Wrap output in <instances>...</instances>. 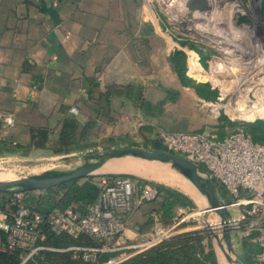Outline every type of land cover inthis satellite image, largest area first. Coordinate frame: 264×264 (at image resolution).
Masks as SVG:
<instances>
[{
	"label": "crops",
	"instance_id": "obj_1",
	"mask_svg": "<svg viewBox=\"0 0 264 264\" xmlns=\"http://www.w3.org/2000/svg\"><path fill=\"white\" fill-rule=\"evenodd\" d=\"M169 28L149 0H0V159L15 161L54 153L88 155L126 146L152 149L159 147L161 130L201 131L205 123L192 126L201 121L197 106L191 104L196 93L180 83L168 62L175 49L183 50L168 33ZM216 55L206 61L204 70L210 78L205 82L218 89L221 102L236 92L227 87L226 72L220 71L225 65ZM198 61L200 64L199 56ZM216 106L219 116L211 130L217 133L220 111L229 113L225 105ZM72 107L76 114L70 111ZM7 119H12L11 126L5 125ZM67 119L76 124L74 141L68 148L58 149ZM32 129L47 132L42 148L33 146ZM159 168L177 178L175 183L168 182L178 188L176 192L200 205L205 203L176 170ZM184 183L191 193L184 191ZM213 184L221 201L230 205L236 200L219 183ZM164 197L131 213L120 244L149 236L150 213L164 203ZM247 197L241 192L237 199ZM232 208L237 207H228L231 219L239 214L238 208L237 213H232ZM187 211V206L173 209L175 214ZM231 238L239 257L254 264L258 251L254 238L240 239L234 232ZM211 241L209 237L205 245ZM216 260L217 264L220 260L230 264L219 256ZM41 264L52 262L47 256Z\"/></svg>",
	"mask_w": 264,
	"mask_h": 264
},
{
	"label": "built area",
	"instance_id": "obj_2",
	"mask_svg": "<svg viewBox=\"0 0 264 264\" xmlns=\"http://www.w3.org/2000/svg\"><path fill=\"white\" fill-rule=\"evenodd\" d=\"M240 33L235 31V34ZM218 34L221 35L217 36L219 40L212 42L216 58L225 61L229 58L221 44L245 57L250 53L246 58L259 57V53L264 55V36H253L251 44H248L241 38L245 33L237 36L238 41L225 39L220 32ZM226 40L232 42L226 44ZM221 54H224L223 58ZM220 71L225 72V68ZM251 80H254L252 74L240 78L235 92L241 93V82L244 85ZM253 89L247 87V94ZM70 111L77 113L74 107ZM12 124V119L5 120L6 126ZM157 141L159 149L199 166L212 181L236 198L229 205L241 209L237 217L231 219L233 232L240 239L254 238L258 246L254 264H264V143L257 142L250 131L242 128L222 138L206 131L161 130ZM93 183L98 189L95 200L80 208H54L45 215L29 205L25 195L28 192L13 193L11 207L0 210V252L19 250L18 264H26L37 257L43 261L47 252L69 253L72 260L82 263L120 264L183 231L178 228L181 222L164 225L161 215L153 211L150 213L152 226L149 236L136 243L120 244L131 213L144 203L159 201L164 193L159 186L129 174H104ZM241 192L248 195L247 199H237ZM46 232L80 242L65 248L50 247L45 244ZM105 254H110V257L100 261V256Z\"/></svg>",
	"mask_w": 264,
	"mask_h": 264
},
{
	"label": "rangeland",
	"instance_id": "obj_3",
	"mask_svg": "<svg viewBox=\"0 0 264 264\" xmlns=\"http://www.w3.org/2000/svg\"><path fill=\"white\" fill-rule=\"evenodd\" d=\"M209 2H210V7L207 11L198 14L197 16L187 17V10L184 6V0H149V4L151 8L158 15L160 21L166 24V26H167V22L169 23L170 28L168 30V33L172 34V36H175L173 38L187 39L192 43H194L197 47L201 46L206 50L209 49L210 53L208 60H210V57L214 56L216 53L213 48L214 45L212 42L214 41V43H216L215 40H219V38H217V36L221 37V35L218 34L219 32L222 33L225 39L226 38L234 39L235 41H238L237 39L238 37L236 36L245 33L241 38L245 39L244 41L247 42L248 44H251L250 41L253 39V36L255 37L264 36V24H263L264 20L261 19V15H260L261 2H262L261 0H209ZM217 15H219L220 17ZM235 31L241 33L235 34ZM224 42L228 44L231 43L232 40L230 41L226 40ZM183 51L187 55L189 49L185 47L183 48ZM220 56L221 58H223L224 54H221ZM247 56L250 57V53H247ZM225 57L227 56L225 55ZM246 59H248L247 61L249 63L246 61ZM246 59H244L245 61H243V59L240 57L239 63L242 66L241 68H236L233 65L232 67L231 64L227 63L224 59H221L225 65V72L227 75L225 79H227V82L229 84L227 85V87L229 86L230 88L236 89L238 80L243 76H249L250 74L254 75V80H251V82L249 81L245 82L244 85H242L244 82H241L242 84L239 85L241 93L236 92L231 97L223 98L221 102H217L213 104H222L226 106V111L227 113H229V116H227L226 114L225 115L227 116L228 120L241 124L248 123L254 125L253 123L244 121L243 116H239L235 118L232 117L229 111V107H231L232 109L236 107V102L240 98L238 94L239 95L244 94V96L249 99V102H247L248 106L251 105V102L257 101L258 99L260 100V103L263 104L264 106V55L259 53V57L253 58L251 56V58H246ZM246 63L247 65H244ZM247 87H253L254 91L250 92V94H247L248 92V90H246ZM249 90H251V88ZM194 105L195 107L197 106L196 108L198 111V115H200V117L202 118L200 119L201 120L200 122H202V124L205 123L203 128H201V131L209 132L211 134L216 135V137H218L219 134L226 135L238 128H243V127H233L232 129L226 128L220 131L217 130L218 132L216 133L215 130L213 131L211 130V128L215 129V127L213 126L215 118L213 117L212 113L216 112L219 116V111H218L219 107L218 106L211 107L207 104H203L199 102L198 103L194 102ZM224 111L225 110L220 111V115L221 113L224 114ZM109 149L110 148H104V149H100V151L109 150ZM63 154L64 153L46 154L37 157H31L28 159L23 158V160L18 159L15 161L0 159V180L20 178L23 176L38 174L43 171L51 170V169L54 170L71 169L80 165L85 159L84 154H78L75 156H69ZM127 163H133L134 165L137 164L136 166L138 170L135 169L133 166L132 168H130L131 166H128ZM108 164H114L118 166L116 172H113L114 174L117 173V174L133 175L143 182L155 184L164 190L174 189L176 191L178 189L177 187L169 186L168 182L159 181L158 179L153 177L151 173H149V171H156V170L159 171L160 170L159 166H163L161 164L146 162L144 160L134 159V158H123L121 160L112 161V163H108ZM146 172L147 174H144ZM104 174H109V173L94 172L90 176L77 179V181L78 182H83L86 180H90L92 182L97 181ZM150 174L152 176H149ZM54 191L48 194L47 192H44V190L33 191L31 192L30 195L32 196L30 197L33 199L41 200V203L42 202L47 203V200L59 199L60 197L59 194L64 193L63 189H57ZM11 194L12 193L9 192L0 193V197H2L1 195H5L4 197H6L7 199L6 202L5 200L1 201L0 199V210H4L11 207L10 204V199L12 197L10 196ZM178 198L189 206L190 211L175 214L174 215L175 218L170 220L169 225H172L174 222H181L178 226L179 230H183L181 233L189 231L188 229L207 230L209 233V237L212 239L211 244L209 245L214 251L215 256L216 257L219 256L221 259L224 260L225 258L223 254L220 252V250H218L219 247L217 242L214 240L215 238L212 237L213 235L212 232L215 233L216 231L215 223H217V221L219 220L218 216L214 212H207V213L200 212L202 208L207 206L206 202L200 205L196 203L194 200L192 199L190 200L189 197L181 198L180 196H178ZM237 208L239 209V211L241 210L240 207ZM237 208H232L230 209V211L232 213L233 212L237 213L238 212ZM216 234L219 235L218 232H216ZM233 257L235 256L233 255Z\"/></svg>",
	"mask_w": 264,
	"mask_h": 264
},
{
	"label": "trees",
	"instance_id": "obj_4",
	"mask_svg": "<svg viewBox=\"0 0 264 264\" xmlns=\"http://www.w3.org/2000/svg\"><path fill=\"white\" fill-rule=\"evenodd\" d=\"M261 1L260 15L261 19L264 20V0ZM174 40L181 48L186 47L189 49L188 59L183 50L175 49L168 57V62L171 70L177 76L180 83L184 87L193 89L196 93L191 97L192 104H194V102H199L207 104L211 107H216V104L212 103L218 102L219 91L211 83L205 82L210 78L209 74L204 70L207 68L206 61L209 59V49L206 50L201 46L197 47L194 43L187 39L174 38ZM198 56L200 57V64L202 66L199 64ZM187 74L199 82L188 77ZM212 115L215 119L218 117L216 112H213ZM200 119L202 118L200 117ZM192 124L193 127H199L202 125V122H199V124L193 122ZM233 127H243L244 130H248L253 134L254 139L257 142L264 143V136L255 130V125L230 121L225 114L221 113L218 119L217 130L220 131L226 128L232 129ZM75 129L76 124L72 119H67L64 122L60 133V143L58 149L68 148L69 145L73 143V134ZM30 134L33 146L35 148H42L46 142L47 132L43 129H32ZM57 189H63L64 193L59 194V199H50L47 200V203H41V200L31 198V192H28L25 195L29 205L34 206L36 210L45 215L54 208H80L81 205L95 200L98 193L96 185L90 180L83 182L73 180L65 184H59L53 188H48L44 190V192H47L48 194ZM160 189L165 195L164 203H162L160 207L154 211L161 215V220L164 225H169L170 220L175 215V213H173L174 207L180 206L181 208H185L187 206L189 208V206L178 198V196L186 198L184 195L171 189L164 190L161 187ZM1 196V201L5 200L6 202L7 199L4 197L5 195ZM10 196H12V194ZM46 236L45 244L54 247H67L80 242L72 241L66 236H55L47 232ZM208 238V231L203 229L189 230L183 233L175 234L160 244L134 255L120 264H217L214 251L209 244L205 245ZM20 254L19 250L14 252H0V264H18L20 261ZM47 256L51 260L52 264H57L59 259H61V264H90L70 260L69 253H62L60 257L55 255L51 256V253H45L43 261H45ZM109 257L110 254L101 255L99 260L103 261ZM41 262L42 260L37 257L35 258V261H29L26 264H41ZM244 262L245 264H249L247 261Z\"/></svg>",
	"mask_w": 264,
	"mask_h": 264
},
{
	"label": "water",
	"instance_id": "obj_5",
	"mask_svg": "<svg viewBox=\"0 0 264 264\" xmlns=\"http://www.w3.org/2000/svg\"><path fill=\"white\" fill-rule=\"evenodd\" d=\"M187 17L197 16L210 7L209 0H184ZM258 133L264 136V120L254 124ZM84 161L71 169L46 170L38 174L23 176L15 179L0 180V193L33 192L53 188L59 184H65L73 180L85 178L112 161L123 158L141 159L146 162L169 165L182 175L190 185L204 198L207 206L200 212H214L219 217V223L212 236L217 241L220 252L230 264H245L239 257L232 244L231 234L233 228L228 211V204L221 201L216 195L213 181L199 166L169 151L152 148L147 149L138 146H126L112 148L84 156ZM211 226V225H209ZM216 232L219 233L216 234ZM225 246V248H224ZM233 255L235 257H233Z\"/></svg>",
	"mask_w": 264,
	"mask_h": 264
},
{
	"label": "bare ground",
	"instance_id": "obj_6",
	"mask_svg": "<svg viewBox=\"0 0 264 264\" xmlns=\"http://www.w3.org/2000/svg\"><path fill=\"white\" fill-rule=\"evenodd\" d=\"M217 16H219V15H217ZM243 40H245V39H243ZM220 46H221L222 50H225L227 52V55L229 56V58L227 60L230 61L231 63H233L236 68H241L242 66L239 63V59L241 57L243 59V61H245L244 59H246V57L242 53H239V52L235 53V52H233L232 49H230L227 46H224V44H221ZM247 60L248 59H246V61ZM244 65H247V63L244 64ZM238 96H240V98L236 102V107L233 108V109L231 107H229V111H230V114L232 115V117L235 118V117L243 116L244 117V121L249 122V123H253V124L259 123V122H261V121L264 120V106H263V104L260 103V100L259 99L257 101L251 102V105L248 106L247 105V102H249V99L246 98L244 96V94H242V95H239L238 94ZM229 106H231V105H229ZM127 164H128V166H131L130 168H132V166H133L135 169L138 170V168L136 166L137 164L136 165H134L133 163H127ZM166 166L170 167L169 165H166ZM117 168H118L117 165H114V164H106V165L102 166L98 170V172H100V173H109V174L112 173V174H114L113 172H116ZM149 173H151L153 175V177H155L159 181H163V182H169V183H173L174 182L175 183V181L177 179L173 174H170L168 172H165L164 170H161V169L159 171L158 170H156V171H149ZM115 174H117V173H115ZM144 174H147V172L144 173ZM151 174L149 176H152ZM183 189H184L185 192L191 193L190 187L187 184H185V183L183 184ZM201 213H204V212H201ZM220 264H223L221 262V260H220Z\"/></svg>",
	"mask_w": 264,
	"mask_h": 264
}]
</instances>
